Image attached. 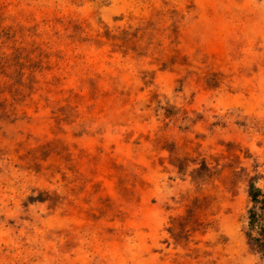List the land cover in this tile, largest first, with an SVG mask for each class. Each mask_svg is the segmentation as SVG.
I'll return each mask as SVG.
<instances>
[{
	"label": "rangeland",
	"instance_id": "1",
	"mask_svg": "<svg viewBox=\"0 0 264 264\" xmlns=\"http://www.w3.org/2000/svg\"><path fill=\"white\" fill-rule=\"evenodd\" d=\"M27 9L77 18L93 32L146 26L154 37L139 57L108 46L68 50L78 65L63 88L90 77L110 95L91 105L84 86L60 131L41 105L0 118V150H17L0 172V264H264V239L256 248L245 235L251 203L242 182L203 187L209 230L173 245L165 227L194 187L155 144L163 132L188 138L224 175L231 165L219 154L230 144L264 192V0H37ZM50 139L69 154L50 155L37 174L28 153ZM50 165L62 170L51 175ZM42 190L64 200L28 202Z\"/></svg>",
	"mask_w": 264,
	"mask_h": 264
},
{
	"label": "trees",
	"instance_id": "2",
	"mask_svg": "<svg viewBox=\"0 0 264 264\" xmlns=\"http://www.w3.org/2000/svg\"><path fill=\"white\" fill-rule=\"evenodd\" d=\"M35 1L0 0V118L26 116L28 110L36 112L41 105L51 109L55 115V130L60 131L61 124L82 104L83 95L80 92L84 86L91 105L110 95L100 92L95 80L90 77L80 79L76 89L63 88L64 81L78 65V57L68 56L67 51L108 46L110 53L119 52L123 56L132 53L139 57L152 44L154 31L146 26H138L132 31L124 29L112 32L104 28L101 32H93L84 22L71 16L52 13L38 18L27 9ZM170 42H174V39ZM174 51L175 55L161 63L163 67L177 60L178 53L176 49ZM152 101L159 109L163 108L157 95L152 97ZM171 116L167 111L164 118ZM183 121H186L185 117ZM155 144L167 153V162L176 173L180 177H188L194 187L192 192L180 194L178 204L182 212L169 216L165 227L173 245H184L193 234L209 230L212 224L208 219L212 215V199L203 193V187L214 182L215 178H221L222 183L230 189L237 183H245L251 203L248 215L250 231L245 235L249 244L256 248L263 247L264 192L255 185L256 175L239 166V155L232 145L226 146L225 155L219 154L220 159L231 165L228 174L224 175L225 166L204 156L198 144L188 138L183 137L178 143L163 132L156 137ZM12 152L16 153L17 150H0V172L2 162L9 160L7 155ZM52 154L62 159L68 156L62 140L50 139L32 149L28 153V168L39 174L42 171L40 162ZM19 159L23 160L21 157ZM49 167L51 175L62 170L51 165ZM63 200L62 194L48 190L28 197V202L50 204H60Z\"/></svg>",
	"mask_w": 264,
	"mask_h": 264
}]
</instances>
